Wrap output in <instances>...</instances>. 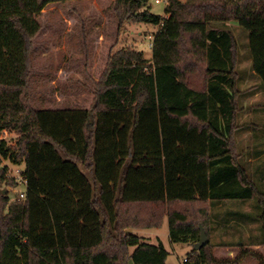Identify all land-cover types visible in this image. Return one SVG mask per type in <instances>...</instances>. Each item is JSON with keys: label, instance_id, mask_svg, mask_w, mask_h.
<instances>
[{"label": "trees", "instance_id": "trees-1", "mask_svg": "<svg viewBox=\"0 0 264 264\" xmlns=\"http://www.w3.org/2000/svg\"><path fill=\"white\" fill-rule=\"evenodd\" d=\"M68 0H0V264H167L156 230L196 245L211 208L264 195L236 152L239 48L235 21L250 33L254 72L264 82V0H115L126 23L159 26L151 63L143 51L108 49L86 106L51 97L33 104L34 48L41 15ZM90 57V56H89ZM25 163L26 191L11 202L3 185ZM264 206V205H263ZM262 248L209 245L185 264H264ZM223 249L220 252V249Z\"/></svg>", "mask_w": 264, "mask_h": 264}, {"label": "rangeland", "instance_id": "rangeland-1", "mask_svg": "<svg viewBox=\"0 0 264 264\" xmlns=\"http://www.w3.org/2000/svg\"><path fill=\"white\" fill-rule=\"evenodd\" d=\"M186 3L187 0H180ZM115 0H68L51 4L41 15L42 35L34 48V75L32 78L33 104L51 97L59 104L87 106L95 88L94 78L103 65L108 49L132 48L143 51L151 63L153 41L159 26L146 23H126L119 30L114 14ZM169 0L151 1V11L169 17L165 9ZM212 27L230 30L239 48L238 126L235 132L236 152L241 164L253 176L264 194V82L254 72L250 33L235 21L215 23ZM90 56V57H89ZM3 138L13 143L15 133H4ZM9 167L8 176L17 177L13 187L3 185L2 193L11 202L22 198L26 191L21 172L26 165H15L3 160ZM5 191V192H4ZM264 205V195L262 196ZM259 199L245 202L226 201L211 208L208 240L215 246L231 248L226 252L237 254L239 244L262 248L264 243V206ZM156 230H130L146 243H162L169 255L167 264H185L195 246L172 243L168 220ZM160 237V241L155 239ZM151 239V240H150ZM223 249H220V252ZM247 264H255L253 260Z\"/></svg>", "mask_w": 264, "mask_h": 264}, {"label": "water", "instance_id": "water-1", "mask_svg": "<svg viewBox=\"0 0 264 264\" xmlns=\"http://www.w3.org/2000/svg\"><path fill=\"white\" fill-rule=\"evenodd\" d=\"M209 242L210 241L208 240L205 229L203 227H201V238L198 241V243L195 245V250H200V249L206 247L207 245H209Z\"/></svg>", "mask_w": 264, "mask_h": 264}, {"label": "crops", "instance_id": "crops-1", "mask_svg": "<svg viewBox=\"0 0 264 264\" xmlns=\"http://www.w3.org/2000/svg\"><path fill=\"white\" fill-rule=\"evenodd\" d=\"M155 239H156L157 241H160V237H159V236H156ZM150 240H151V239H150Z\"/></svg>", "mask_w": 264, "mask_h": 264}, {"label": "built area", "instance_id": "built-area-1", "mask_svg": "<svg viewBox=\"0 0 264 264\" xmlns=\"http://www.w3.org/2000/svg\"><path fill=\"white\" fill-rule=\"evenodd\" d=\"M158 2L160 3L161 2V0H158ZM24 180V179H23ZM24 182H25V180H24ZM26 183V182H25ZM24 195H22V197H23Z\"/></svg>", "mask_w": 264, "mask_h": 264}]
</instances>
